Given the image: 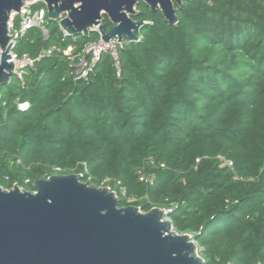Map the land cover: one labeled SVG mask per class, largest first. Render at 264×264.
Segmentation results:
<instances>
[{
  "label": "trees",
  "instance_id": "16d2710c",
  "mask_svg": "<svg viewBox=\"0 0 264 264\" xmlns=\"http://www.w3.org/2000/svg\"><path fill=\"white\" fill-rule=\"evenodd\" d=\"M175 8L172 26L142 3L139 41L124 42L118 65L103 54L86 80L69 75L62 51L98 33L64 37L47 17L48 38L33 29L17 42L37 61L1 91L0 187L78 174L120 207L171 209L206 264H264V0ZM103 25L113 28L107 16Z\"/></svg>",
  "mask_w": 264,
  "mask_h": 264
},
{
  "label": "water",
  "instance_id": "95a60500",
  "mask_svg": "<svg viewBox=\"0 0 264 264\" xmlns=\"http://www.w3.org/2000/svg\"><path fill=\"white\" fill-rule=\"evenodd\" d=\"M191 0H0V97L14 77L9 23L28 2L43 3L49 21L69 36L105 42L139 41L146 25L134 20L145 3L172 26L175 5ZM104 16L113 28L106 33ZM0 264H206L194 238L179 234L160 208L120 207L108 187L84 183L78 174L53 175L33 191L0 187Z\"/></svg>",
  "mask_w": 264,
  "mask_h": 264
},
{
  "label": "built area",
  "instance_id": "2783aa9c",
  "mask_svg": "<svg viewBox=\"0 0 264 264\" xmlns=\"http://www.w3.org/2000/svg\"><path fill=\"white\" fill-rule=\"evenodd\" d=\"M34 4L36 3H26L20 12L12 15L9 23V37L11 38V44L13 47V51L10 53V62H12L15 67L14 78L21 84L24 83L26 72L29 69L34 68L37 60L31 59L28 56L19 57L15 53L17 42L24 38L33 29H40L43 32L44 37L48 38V30L46 28L48 24L47 10L43 8L34 10ZM94 30L100 36L97 41L87 42L78 51L75 46H70L66 50L62 51L70 66L69 75L75 81L86 80L89 74L93 71L97 62L100 60L101 56L105 53L109 54L115 60L116 65H118V49L124 47L125 41L119 42L117 39H114L110 42H105L100 35L99 28L96 27ZM62 32L64 37H70L66 32ZM53 51L61 50L54 47L50 51L43 52L39 59L51 54ZM28 107V103L19 104V110L21 111L28 109ZM217 159L219 160L222 168H233V162L224 156H218ZM199 162L200 159L197 160V163ZM54 172L61 173L62 170L60 168H54ZM152 180L153 176L147 179L148 182H152ZM164 212L165 216L168 218L169 213H171V209H165Z\"/></svg>",
  "mask_w": 264,
  "mask_h": 264
},
{
  "label": "rangeland",
  "instance_id": "374dc122",
  "mask_svg": "<svg viewBox=\"0 0 264 264\" xmlns=\"http://www.w3.org/2000/svg\"><path fill=\"white\" fill-rule=\"evenodd\" d=\"M13 80V79H12ZM6 87V86H5ZM198 247V246H197ZM198 252H199V254L201 253V250L198 248ZM201 256V255H200Z\"/></svg>",
  "mask_w": 264,
  "mask_h": 264
}]
</instances>
